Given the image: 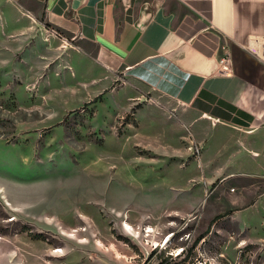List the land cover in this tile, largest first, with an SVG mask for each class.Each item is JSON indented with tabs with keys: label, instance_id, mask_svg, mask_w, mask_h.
<instances>
[{
	"label": "rangeland",
	"instance_id": "1",
	"mask_svg": "<svg viewBox=\"0 0 264 264\" xmlns=\"http://www.w3.org/2000/svg\"><path fill=\"white\" fill-rule=\"evenodd\" d=\"M1 13L3 34L16 12ZM12 48L0 46V264H264V135L242 144L155 106L128 125L122 94L88 99L42 47Z\"/></svg>",
	"mask_w": 264,
	"mask_h": 264
},
{
	"label": "crops",
	"instance_id": "2",
	"mask_svg": "<svg viewBox=\"0 0 264 264\" xmlns=\"http://www.w3.org/2000/svg\"><path fill=\"white\" fill-rule=\"evenodd\" d=\"M1 3L17 15L0 31V46L12 43L14 54L42 47L39 61L69 72L88 99L122 94L125 106L115 115L126 114L128 125L138 126L137 112L155 106L179 126H222L242 144L264 135V0ZM252 181L262 179L246 183L259 188Z\"/></svg>",
	"mask_w": 264,
	"mask_h": 264
},
{
	"label": "built area",
	"instance_id": "3",
	"mask_svg": "<svg viewBox=\"0 0 264 264\" xmlns=\"http://www.w3.org/2000/svg\"><path fill=\"white\" fill-rule=\"evenodd\" d=\"M227 61H226V59L224 58V59H221L220 60V65H221V72L222 73H224V74H228V73H230V67L227 65V63H226ZM189 150H190V148H189ZM194 152H195V154H197L198 153V149L195 147V150H194Z\"/></svg>",
	"mask_w": 264,
	"mask_h": 264
},
{
	"label": "trees",
	"instance_id": "4",
	"mask_svg": "<svg viewBox=\"0 0 264 264\" xmlns=\"http://www.w3.org/2000/svg\"><path fill=\"white\" fill-rule=\"evenodd\" d=\"M32 238H34V239H40V237H41V235H35V236H31Z\"/></svg>",
	"mask_w": 264,
	"mask_h": 264
},
{
	"label": "bare ground",
	"instance_id": "5",
	"mask_svg": "<svg viewBox=\"0 0 264 264\" xmlns=\"http://www.w3.org/2000/svg\"><path fill=\"white\" fill-rule=\"evenodd\" d=\"M166 242V241H165Z\"/></svg>",
	"mask_w": 264,
	"mask_h": 264
}]
</instances>
